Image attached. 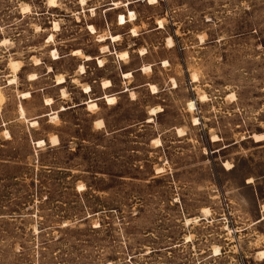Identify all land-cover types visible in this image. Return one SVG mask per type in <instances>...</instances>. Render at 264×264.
<instances>
[{"label": "rangeland", "instance_id": "1", "mask_svg": "<svg viewBox=\"0 0 264 264\" xmlns=\"http://www.w3.org/2000/svg\"><path fill=\"white\" fill-rule=\"evenodd\" d=\"M0 93V264H264V0H0Z\"/></svg>", "mask_w": 264, "mask_h": 264}, {"label": "bare ground", "instance_id": "2", "mask_svg": "<svg viewBox=\"0 0 264 264\" xmlns=\"http://www.w3.org/2000/svg\"><path fill=\"white\" fill-rule=\"evenodd\" d=\"M81 2H85V0H81ZM49 3H50V5L54 6L55 5V0H49ZM129 18L131 20H133V19L136 18L135 13L133 11H130ZM127 21L128 20H127L126 16L124 14H120V16H119V22H120V24H125ZM160 24H161L160 27H162V24H163L162 21H160ZM89 28H90V30L93 33L95 32V28H94L93 25H90ZM54 29L55 30L56 29H59V25L56 22L54 23ZM132 32H133V34H137L135 29H133ZM52 38H53V34H50L48 36V39L51 40ZM111 38L112 39H116V38H118V35H112ZM168 42L171 45L173 44V41H172V39L170 37L168 38ZM102 50L103 51H108L109 48L107 46H103L102 47ZM75 53L79 54V50H75ZM52 54H53V56L55 58L58 57V53H57L56 50H53ZM118 55L119 56H122V57H127L128 56V52L127 51H123V52H120ZM90 58H91V56H89V55L86 56V59H90ZM98 60H99L100 65L103 64V62H102V60L100 58ZM11 64L13 66L14 72L17 73V71L20 69L19 62L18 61H12ZM80 69L83 70V71L85 70V67H84L83 64L80 65ZM148 69L151 70V66L150 65L144 67V70L145 71H147ZM131 75H132L131 72H124L123 73V76L125 78H127V77H129ZM29 77H30V79H34L35 78V75L34 74H31ZM197 79H198L197 76L196 75H193V81H197ZM57 80H58V83H62L64 81V78L63 77H60ZM15 81H16V76L13 77V78H11L10 81H9V83L11 84V83H13ZM173 82H174V84H176V81L174 79H173ZM110 85H111V81H109V80H104L102 82V86L103 87H108ZM150 86L155 91V88H156L155 85L151 84ZM90 90H91V87L89 85H87V86L84 87V92L85 93L90 92ZM130 94H131L132 98L134 99L135 98V93L133 91H131ZM29 96H30V93L29 92H23V93H21V97L22 98H27ZM105 99H106V101H107L108 104H114V103L117 102V98L115 96H113V95L112 96L106 95L105 96ZM204 99H205V97L202 96L201 97V100H204ZM2 101H3V96L0 93V111H1V103H2ZM52 102H53V100L51 98H47L45 103L46 104H50V103L52 104ZM194 105H195L194 101H190L189 102V106H190L191 109L194 108ZM88 106H89V108H95V107H97V104L94 101L89 100L88 101ZM63 109H64V107H62V110ZM160 110H162L161 107H159V106L158 107H154V108L151 109V113L154 114V113H156V112H158ZM19 114H20V117L21 118H25V110L22 107V105L19 106ZM57 118H58V114L57 113H54V114L51 115V119L52 120L57 119ZM151 120H152V118L150 117L148 119V121H151ZM29 122H30V125L31 126H36L38 124L37 119H33V120L29 121ZM194 123L195 124L198 123V119L197 118H194ZM177 131H178V133L180 135H185V131L183 129L177 128ZM5 133L7 135L6 137H10V133H9L8 130H6ZM252 137L256 141H261V140L264 139V133H254V134H252ZM214 138H216L215 140L218 139L217 136H214ZM154 143H156L157 146L158 145H161V139L159 137H155L154 138ZM33 144H34V142H33ZM44 144H45V140H43V139H40V140L37 141V146L38 147H42V146H44ZM226 165L229 166L230 164L229 163H226ZM262 209H263L262 219H264V204L262 206ZM203 212H204L205 215H210V209L209 208H204ZM199 219H200L199 216H195V217L187 218L186 219V222L188 224L189 222L198 221ZM186 238H187V241H190L191 240V236H189V235H187ZM214 253H215L214 255H218L220 253L219 247H216L214 249ZM259 256H260L261 259L264 260V250H260L259 251Z\"/></svg>", "mask_w": 264, "mask_h": 264}, {"label": "crops", "instance_id": "3", "mask_svg": "<svg viewBox=\"0 0 264 264\" xmlns=\"http://www.w3.org/2000/svg\"><path fill=\"white\" fill-rule=\"evenodd\" d=\"M118 54V53H117ZM92 58V57H91ZM90 58V59H91ZM99 59V57H97V60ZM101 59V58H100ZM102 60V59H101ZM81 65V64H80ZM84 65V64H83ZM127 72H131V71H127ZM124 73V72H123ZM123 73H122V75H123ZM131 73H133V72H131ZM106 80H109V81H111L110 79H106ZM104 81V80H103ZM102 81V82H103ZM65 82V81H64ZM63 82V83H64ZM59 84H62V83H59ZM87 86V85H86ZM90 86V85H89ZM91 87V86H90ZM101 87L103 88V89H108V88H110V87H112V82H111V85L110 86H108V87H103L102 86V83H101ZM91 90H92V88H91ZM91 90H90V92H91ZM131 91H133V90H130V89H128V88H124V89H122V90H120L119 92H117V93H115V94H120V93H125V92H127V93H130ZM134 92V91H133ZM89 93V92H88ZM135 93V92H134ZM106 95H109V96H115L116 98H117V96L116 95H114V94H107V93H104V95H102L101 97H99V98H97V99H88L87 101H89V100H92V101H94L95 103H96V101L95 100H99V99H105V96ZM87 101H85V102H81V103H79V104H77V105H74V106H72V107H77V106H81V105H87L88 106V102ZM54 103V102H53ZM52 103V104H53ZM97 104V103H96ZM47 105V104H46ZM48 105H50V104H48ZM59 111V110H58ZM58 113V112H57ZM98 120H102L103 121V123H104V125H103V127L105 126V122H104V120L102 119V118H99V119H96L95 120V123H96V121H98ZM44 139V138H43ZM45 141L47 142V143H50V140H49V138H45Z\"/></svg>", "mask_w": 264, "mask_h": 264}, {"label": "water", "instance_id": "4", "mask_svg": "<svg viewBox=\"0 0 264 264\" xmlns=\"http://www.w3.org/2000/svg\"><path fill=\"white\" fill-rule=\"evenodd\" d=\"M250 137H252V135H250Z\"/></svg>", "mask_w": 264, "mask_h": 264}, {"label": "trees", "instance_id": "5", "mask_svg": "<svg viewBox=\"0 0 264 264\" xmlns=\"http://www.w3.org/2000/svg\"><path fill=\"white\" fill-rule=\"evenodd\" d=\"M46 142V141H45ZM46 145V144H45Z\"/></svg>", "mask_w": 264, "mask_h": 264}]
</instances>
